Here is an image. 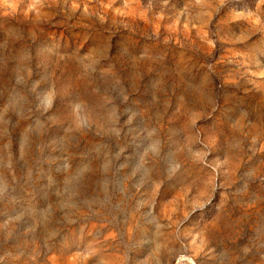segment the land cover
<instances>
[{"label": "rangeland", "instance_id": "1", "mask_svg": "<svg viewBox=\"0 0 264 264\" xmlns=\"http://www.w3.org/2000/svg\"><path fill=\"white\" fill-rule=\"evenodd\" d=\"M0 264H264V0H0Z\"/></svg>", "mask_w": 264, "mask_h": 264}]
</instances>
